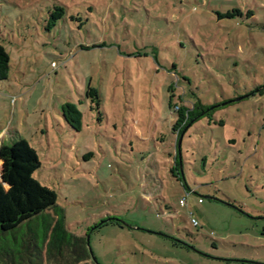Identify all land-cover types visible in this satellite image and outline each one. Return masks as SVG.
I'll return each mask as SVG.
<instances>
[{
  "label": "rangeland",
  "instance_id": "obj_1",
  "mask_svg": "<svg viewBox=\"0 0 264 264\" xmlns=\"http://www.w3.org/2000/svg\"><path fill=\"white\" fill-rule=\"evenodd\" d=\"M0 45V147L36 158L0 162L8 195L47 189L78 236L123 224L88 234L97 264H264V0H0ZM252 92L185 129L179 180L173 110Z\"/></svg>",
  "mask_w": 264,
  "mask_h": 264
},
{
  "label": "trees",
  "instance_id": "obj_2",
  "mask_svg": "<svg viewBox=\"0 0 264 264\" xmlns=\"http://www.w3.org/2000/svg\"><path fill=\"white\" fill-rule=\"evenodd\" d=\"M62 9H56L51 13L50 21L61 18ZM239 13L238 11H234ZM231 18L232 13L225 15ZM9 70V57L2 45H0V81L7 79ZM255 92L241 97L245 99L253 96ZM86 96L93 98V103L98 106L97 92L88 87ZM94 98L96 99L94 101ZM228 104H215L206 107L199 102H193L191 107H176L177 119L173 131L176 134L174 170L180 180L178 139L184 135L186 128L217 108ZM227 103V102H226ZM61 114L65 122L72 129L79 132L82 128L81 114L76 107L66 103L61 108ZM210 117V116H209ZM33 152L24 142H18L11 147H0V162L5 178L10 180H23L28 178L34 169L36 158ZM27 188L17 197L6 193L0 180V264H94L86 246V236L95 229L106 225H119V221L104 218L94 229H88L83 236L71 233L67 227L63 210L55 207L56 197L47 189H41L33 181H27ZM183 201V200H181ZM180 201V202H181ZM25 227L26 233L17 248L7 245L6 236L12 233L15 236Z\"/></svg>",
  "mask_w": 264,
  "mask_h": 264
},
{
  "label": "water",
  "instance_id": "obj_3",
  "mask_svg": "<svg viewBox=\"0 0 264 264\" xmlns=\"http://www.w3.org/2000/svg\"><path fill=\"white\" fill-rule=\"evenodd\" d=\"M240 100H242V98H239V99L234 100V101H231V102H237V101H240ZM228 103H230V102L224 103V104H222V105H226V104H228ZM181 140H182V135H181L180 138L178 139V148H180ZM119 225H120V227H124V225L121 224L120 222H119ZM86 246H87V249H88V252H89V254H90V257H91L92 262H93L94 264H97L95 258L93 257V254H92V252H91V250H90V248H89V236H88V235L86 236Z\"/></svg>",
  "mask_w": 264,
  "mask_h": 264
},
{
  "label": "built area",
  "instance_id": "obj_4",
  "mask_svg": "<svg viewBox=\"0 0 264 264\" xmlns=\"http://www.w3.org/2000/svg\"><path fill=\"white\" fill-rule=\"evenodd\" d=\"M180 205H181V206H184V205H185L184 201H181V202H180ZM189 215H190V217H191V224L193 225V227H197L198 223L196 222L195 219L192 218V215H191V214H189Z\"/></svg>",
  "mask_w": 264,
  "mask_h": 264
}]
</instances>
